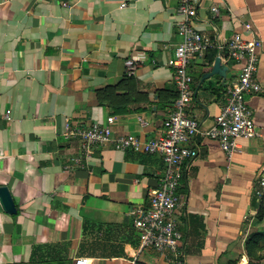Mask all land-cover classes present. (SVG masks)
<instances>
[{"label":"crops","instance_id":"1","mask_svg":"<svg viewBox=\"0 0 264 264\" xmlns=\"http://www.w3.org/2000/svg\"><path fill=\"white\" fill-rule=\"evenodd\" d=\"M178 5L0 0V186L9 188L18 209L10 215L0 203V264H173L141 249L135 226L159 186L162 156L107 142L81 164L70 159L81 154L80 139L71 133L106 125L108 118H114V137L163 136L179 95L170 64L180 41ZM196 26L213 47L189 66L190 113L207 129L240 73L229 58L234 35L264 42V0H200ZM260 52L262 91L249 106L261 136L240 140L231 158L216 140L190 142L200 155L185 167L176 216L185 264H249L245 244L264 231V219L244 220L258 208L264 167ZM219 57L225 76H210ZM131 59L134 69L126 64Z\"/></svg>","mask_w":264,"mask_h":264},{"label":"built area","instance_id":"2","mask_svg":"<svg viewBox=\"0 0 264 264\" xmlns=\"http://www.w3.org/2000/svg\"><path fill=\"white\" fill-rule=\"evenodd\" d=\"M140 0H131L132 3ZM129 2H123L122 8ZM176 29L180 37L170 61L175 70L174 82L178 90L173 113L164 123V134L160 138L142 140L135 135L114 137L112 123H93L80 128L71 134L80 139L81 154L72 157L71 163L81 164L84 158H90L96 148L107 142H113L116 149L149 154H159L165 163L164 173L158 188L153 193L150 206L138 212L135 226L140 233L141 249H153L169 258L173 264H185L186 255L182 251V233L178 229L177 212L182 204L178 188L184 175L185 167L200 155L196 146L190 142L197 136L216 140L225 154L231 158L240 147V140H249L261 136L249 98L262 91L257 79V72L264 51V42L260 38L244 39L235 34L228 45L229 58L240 66L237 79L226 89V104L216 117L214 124L203 128L200 122L190 113L194 99L192 90L193 78L189 66L197 55L205 54L213 47L211 38L198 29L196 20L200 0H178ZM130 69L136 68L135 59L127 61ZM141 123L143 120L140 119ZM255 199L258 208L254 214H247L244 220L251 221L261 209H264V167L257 180ZM78 264H83L80 260ZM132 264H140L136 259Z\"/></svg>","mask_w":264,"mask_h":264},{"label":"trees","instance_id":"3","mask_svg":"<svg viewBox=\"0 0 264 264\" xmlns=\"http://www.w3.org/2000/svg\"><path fill=\"white\" fill-rule=\"evenodd\" d=\"M180 192L181 190L178 188V194ZM257 219L258 221L264 219V209L259 211ZM245 248L250 259L249 264H261V261L264 259V231L254 232L246 242Z\"/></svg>","mask_w":264,"mask_h":264},{"label":"water","instance_id":"4","mask_svg":"<svg viewBox=\"0 0 264 264\" xmlns=\"http://www.w3.org/2000/svg\"><path fill=\"white\" fill-rule=\"evenodd\" d=\"M220 62L221 58H217L216 64L214 67V71L210 76L214 75L215 73L220 74L222 77H224V73L222 72L220 68ZM0 203L4 211L10 215H17L18 209L16 207V204L14 202L13 196L7 186H0ZM18 231H20V225H18Z\"/></svg>","mask_w":264,"mask_h":264}]
</instances>
